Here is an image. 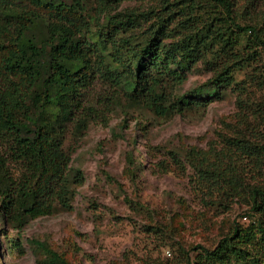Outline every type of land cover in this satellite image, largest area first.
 <instances>
[{
  "label": "trees",
  "instance_id": "obj_1",
  "mask_svg": "<svg viewBox=\"0 0 264 264\" xmlns=\"http://www.w3.org/2000/svg\"><path fill=\"white\" fill-rule=\"evenodd\" d=\"M260 1L244 0L240 9L237 0H160L158 10L115 13L123 0H0L1 223L20 228L70 208L84 178L71 167L66 135H81L122 101L167 118L206 107L220 88L237 85L233 74L242 67L250 68L247 81L264 86V22L239 21ZM197 62L222 67L207 84L174 95ZM256 112L264 120L263 102ZM250 135L229 140L220 156L245 162L246 183L189 166L203 195L248 194L264 216V127L251 126ZM169 158L175 170L185 169L175 154ZM126 172L136 178L133 163ZM4 238L8 258L23 254L19 236ZM27 245L50 264H68L36 239ZM248 260L264 264L262 221L234 227L189 264Z\"/></svg>",
  "mask_w": 264,
  "mask_h": 264
},
{
  "label": "rangeland",
  "instance_id": "obj_2",
  "mask_svg": "<svg viewBox=\"0 0 264 264\" xmlns=\"http://www.w3.org/2000/svg\"><path fill=\"white\" fill-rule=\"evenodd\" d=\"M244 6V0H237V7ZM247 7L248 14L239 19L242 25H261L264 0ZM159 8L160 0H123L115 13ZM261 56L264 60V52ZM212 67L197 62L173 94L207 84L222 66ZM233 75L237 85L220 88L219 98L198 111L159 118L141 105L122 101L105 120L89 122L81 135L69 129L64 147L83 183L75 188L67 210L26 220L20 228L0 221V264H50L27 245L31 239L68 264H189L196 253L214 249L234 227L264 222L248 194L203 195L196 171L189 166L192 161L204 171L223 173L242 184L248 181L245 162L220 156H226L229 140L250 137L251 126L263 129L264 120L256 111L257 104L264 103V86L247 81L248 67ZM170 153L185 169L175 170ZM129 163L136 178L126 172ZM17 236L23 254L14 252L8 258L4 237Z\"/></svg>",
  "mask_w": 264,
  "mask_h": 264
}]
</instances>
